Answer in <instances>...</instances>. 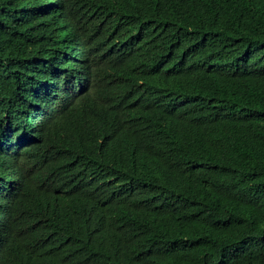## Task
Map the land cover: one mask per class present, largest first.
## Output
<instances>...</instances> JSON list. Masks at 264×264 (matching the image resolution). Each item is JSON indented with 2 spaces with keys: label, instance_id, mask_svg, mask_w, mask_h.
Here are the masks:
<instances>
[{
  "label": "trees",
  "instance_id": "trees-1",
  "mask_svg": "<svg viewBox=\"0 0 264 264\" xmlns=\"http://www.w3.org/2000/svg\"><path fill=\"white\" fill-rule=\"evenodd\" d=\"M0 264H264V0H0Z\"/></svg>",
  "mask_w": 264,
  "mask_h": 264
}]
</instances>
